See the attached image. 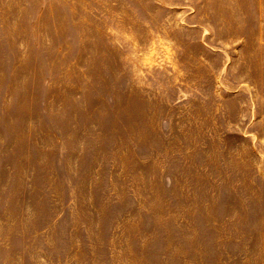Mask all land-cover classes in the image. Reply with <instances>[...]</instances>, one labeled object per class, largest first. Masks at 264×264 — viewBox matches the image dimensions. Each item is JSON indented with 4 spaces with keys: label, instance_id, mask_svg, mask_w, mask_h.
<instances>
[{
    "label": "rangeland",
    "instance_id": "obj_1",
    "mask_svg": "<svg viewBox=\"0 0 264 264\" xmlns=\"http://www.w3.org/2000/svg\"><path fill=\"white\" fill-rule=\"evenodd\" d=\"M0 264H264V0H0Z\"/></svg>",
    "mask_w": 264,
    "mask_h": 264
}]
</instances>
